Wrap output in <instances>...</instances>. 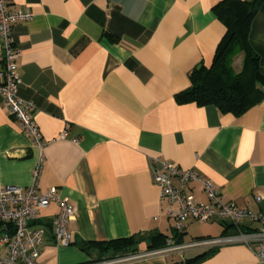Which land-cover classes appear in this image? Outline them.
Listing matches in <instances>:
<instances>
[{
    "label": "crops",
    "instance_id": "obj_1",
    "mask_svg": "<svg viewBox=\"0 0 264 264\" xmlns=\"http://www.w3.org/2000/svg\"><path fill=\"white\" fill-rule=\"evenodd\" d=\"M221 0H6L8 11L26 9L30 20L12 26L21 77L19 96L34 104L44 141L32 143L0 97V189L56 186L75 208L68 222L74 239L56 244L52 203L31 229L45 227L43 264L108 260L98 243L138 236L131 254L235 231L226 219H189L176 237L159 198L154 168L169 162L209 180L224 202L264 216V95L241 115L215 105L179 103L189 73L209 66L225 26L213 11ZM248 41L258 57L264 92V0L251 22ZM2 40L0 38V55ZM245 54L232 68L240 72ZM3 63L0 60V69ZM63 131H65L63 135ZM184 191L202 201L197 181ZM260 198V200H258ZM241 227H260L244 218ZM7 232L0 224V235ZM128 254V255H131ZM0 255L6 247L0 245ZM126 256V255H125ZM115 264H261L244 244L212 250L152 254Z\"/></svg>",
    "mask_w": 264,
    "mask_h": 264
},
{
    "label": "built area",
    "instance_id": "obj_2",
    "mask_svg": "<svg viewBox=\"0 0 264 264\" xmlns=\"http://www.w3.org/2000/svg\"><path fill=\"white\" fill-rule=\"evenodd\" d=\"M32 17L33 13L26 9L8 11L6 0H0V60L3 63V68L0 69V97L7 112L19 122L20 128L30 137L32 143L42 147L44 141L33 117L34 104L21 98L18 93L21 77L17 71V51L12 36V26L15 23L30 20ZM64 133L65 131L63 135ZM39 168L37 164L33 170L31 185H6L0 189V224L7 228V232L0 235V245L6 247V255H0V264H43L40 261L39 246L46 230L42 226L31 229V224L52 203L56 204L57 211L49 224L56 244L67 246L73 242L74 235L68 229V222L75 217V208L68 197L59 195L56 186L44 192L37 189ZM152 179L159 187V198L165 197L168 201L166 215L173 220L176 237L183 233L185 222L189 219L201 223L208 222L213 217L226 219L235 231L186 242L169 238L165 246L158 249L82 264H115L131 258L174 252L182 256L186 250L209 251L232 244L246 245L257 260L264 264V216L239 208L233 202H224L213 184L193 169H183L169 162H162L161 167L153 169ZM191 181L201 184L208 196V202H202L193 194L184 191V187ZM244 218L260 221L261 225L253 230L245 229L240 225Z\"/></svg>",
    "mask_w": 264,
    "mask_h": 264
},
{
    "label": "trees",
    "instance_id": "obj_3",
    "mask_svg": "<svg viewBox=\"0 0 264 264\" xmlns=\"http://www.w3.org/2000/svg\"><path fill=\"white\" fill-rule=\"evenodd\" d=\"M262 0H221L213 11L225 26V33L215 49L209 66H199L189 73L190 86L175 94L179 103L215 105L222 113L237 116L259 101L264 92L258 86L262 76L258 71V57L252 50L248 35L254 14ZM240 51L245 63L240 72L232 68L233 57ZM138 236L105 242H83L79 247L88 251L97 246L106 258L125 256L134 252Z\"/></svg>",
    "mask_w": 264,
    "mask_h": 264
}]
</instances>
